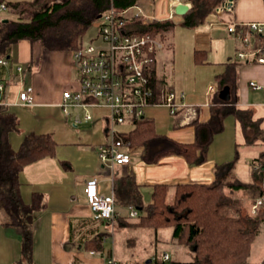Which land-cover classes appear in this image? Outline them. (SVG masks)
<instances>
[{"label":"crops","instance_id":"1","mask_svg":"<svg viewBox=\"0 0 264 264\" xmlns=\"http://www.w3.org/2000/svg\"><path fill=\"white\" fill-rule=\"evenodd\" d=\"M140 1L143 2L142 9L135 12L134 8L131 13L141 12L142 19L153 17L156 20H165L168 16L169 19L176 18V13L170 18L171 11L178 4L175 0H169L168 16L159 8L158 0H139L137 5ZM182 19L180 15V22ZM232 21L264 23V0H235L233 12L212 13L196 27H184L179 24L182 32L184 28L191 32L188 39H185L186 35L182 38L181 51L174 33L178 26L176 25L167 40L163 41V49L157 54L155 69L157 77L164 84L162 88L170 86L176 93H183L185 97L181 101L186 103L177 114L170 112L173 117L168 116L169 108L166 105L152 104L146 107L145 116L153 119L158 133L180 142H193L196 132L192 122L208 121L212 116L213 107L225 105L217 100L219 95L221 96L217 76L224 73L231 63L238 64V91L234 94L228 90L227 100H233L229 105L249 112L251 121L258 122L255 131L259 135L258 139L254 143H248L240 118L230 110L224 118L222 131L214 135L204 159L193 164L176 154L164 156L156 163L148 164L142 160V149L136 145L132 149L130 163L115 164L113 167L103 164L98 156V145L107 140L106 124L110 109L103 106L87 108L90 112L92 109L105 110L100 117L92 116L91 120L83 122L91 125L96 137L94 142H78L75 138H64L60 129L55 128L57 126L47 118L54 112L62 113L60 108L64 112L60 104L66 89L48 86V64L54 61V56H58L54 55L57 51L51 52L47 60L41 62L32 73V83L28 87L33 88V104L21 105L18 103V93L22 89L18 83L20 73L24 72V69L19 72L17 66L25 59L34 63L43 48L39 42L32 43L28 40L29 43L24 45L27 48L26 56L17 53L16 47L13 49L12 59L9 61L10 58H7L9 62L4 65L6 75L0 80L5 83L3 100L12 109L20 108L18 117L22 129L18 131L21 133L13 131L10 134V142L17 149L25 134L51 133L57 146L54 156L28 164L20 172L24 200L29 202L34 192H42L47 202L46 207L36 213L32 253L30 257L23 255L21 229L3 224L4 213L0 211V264H106L112 256L119 264H127L128 256L122 249H117L116 236L124 230L140 226L137 225L139 219L133 223L129 222L131 218L121 214L119 205L128 208V205L138 198L145 204L150 203L155 186L159 184L170 186L169 194L173 195L175 185L212 184L229 173L232 178L253 182L252 166L264 153V62L258 61V57L263 54H257L258 49H264V39L261 42L251 39V35L257 33H252L245 27L243 36L247 35L251 41L245 43L228 32V24ZM255 51L257 53L252 54ZM240 53L247 55L242 57ZM76 79L72 82V87ZM253 82L258 86L253 85ZM84 112L85 108L80 107L73 108L69 115L65 112L64 114L74 123L75 115L78 113L83 117ZM41 115L45 116L44 120L38 122L39 119H36L34 123L31 122V119L34 121L35 117ZM22 121L25 125H22ZM129 132L122 134L126 136ZM248 132L254 134L252 128ZM241 153L251 156L245 177L237 172ZM93 178L97 179L101 194H113L115 197L117 213L111 221L95 218L85 199V184ZM110 239L113 241L111 247L107 245ZM56 249L61 257L54 260ZM169 259L170 257L167 260Z\"/></svg>","mask_w":264,"mask_h":264},{"label":"trees","instance_id":"2","mask_svg":"<svg viewBox=\"0 0 264 264\" xmlns=\"http://www.w3.org/2000/svg\"><path fill=\"white\" fill-rule=\"evenodd\" d=\"M138 1L0 0V5L4 3L7 7L4 11L13 16L0 19V59L9 56L10 61L15 44L25 39L32 43L39 42L50 52L78 49L84 43L88 30L106 10L111 7L124 10L137 5ZM182 1L191 3V7L182 15L183 19L179 24L196 27L215 13L216 7L224 0ZM176 25L173 19L156 20L141 26V29L166 41ZM251 39L261 42L264 34H252ZM263 53L264 49H261L257 54ZM237 66V63H231L224 73L217 76L221 92L227 89L237 93ZM154 71L153 80L160 92L164 84L157 77L155 65ZM6 72L4 65L0 64V80H3ZM217 100L225 105L213 107L208 121L192 122L196 132L193 142H180L158 133L153 119L147 116L134 121V126L125 139L142 149V160L148 164L173 154L183 156L192 164L199 163L204 159L214 135L222 131L225 116L232 110L242 122L247 142L254 143L259 136L255 133L258 122L251 121L249 112L229 105L233 100H225L220 95ZM250 128L254 130L252 135L248 132ZM18 130L17 113L9 105L0 104V211L4 213L3 224L21 229L22 253L30 257L36 213L45 208L47 202L42 192H34L29 202L24 200L20 172L28 164L54 156L57 142L51 133L30 132L25 134L16 149L10 142V134ZM261 162L258 169H253L255 179L251 183L232 178L229 173L212 184L175 185L173 195L169 194L170 186L159 184L155 186L150 203L145 204L141 198L132 201L131 204L147 212L138 217V226L155 230L171 228L172 237L179 244L190 247L194 253V259L189 262L156 259L152 264H250L247 259L261 219L249 214L240 217L231 212L234 202L225 189L236 191L250 188L262 195L264 159Z\"/></svg>","mask_w":264,"mask_h":264},{"label":"built area","instance_id":"3","mask_svg":"<svg viewBox=\"0 0 264 264\" xmlns=\"http://www.w3.org/2000/svg\"><path fill=\"white\" fill-rule=\"evenodd\" d=\"M179 3V2H178ZM189 4V3H188ZM191 6V4H189ZM136 6V5H135ZM135 6L124 10L111 7L96 21L98 34L96 38L72 50L74 68L77 79L71 89L65 90L61 106L66 115L71 114L73 108H85L83 117L77 113L74 117L75 125L92 119L90 106H103L110 109L107 119V140L98 145L100 161L113 167L115 164L131 162L134 145L125 139L123 132L117 130L119 124H134V121L145 116L148 105H166L171 114H177L186 106L181 100L183 93H176L170 86H165L159 92L153 80L154 65L158 52L163 49V40L143 32L141 26L147 25L155 18L142 19L141 12L132 14ZM2 10L7 9L3 3ZM235 0H224L215 9L222 14L233 12ZM176 11H171L173 18ZM252 33H264V23H243L232 21L228 24V32L241 38L245 43L250 41L247 35L243 36L244 28ZM260 49L257 50L259 52ZM252 52V54L257 53ZM247 53H240L244 57ZM264 62V53L258 57ZM7 58L0 59V64L7 65ZM22 72L23 67L17 66ZM258 86L255 82L252 83ZM5 83L0 81V104L7 105L3 100ZM18 103L21 105L33 104V88L26 87L18 93ZM194 112V110H192ZM97 179H90L85 184V199L97 219L113 220L116 217V202L114 195H103L99 192ZM264 204V196L258 198L253 205L256 211ZM129 217H139V208L134 204L128 205ZM165 255V259H168ZM106 264H119L115 257L108 258Z\"/></svg>","mask_w":264,"mask_h":264},{"label":"rangeland","instance_id":"4","mask_svg":"<svg viewBox=\"0 0 264 264\" xmlns=\"http://www.w3.org/2000/svg\"><path fill=\"white\" fill-rule=\"evenodd\" d=\"M142 1L139 2L137 6H135V12H139L142 9ZM159 8L166 12V16H168L169 12V0H158ZM3 16H10L13 17L12 14H10L7 11H4L1 9L0 12V18ZM180 15H176V18L173 20L177 23V28L174 30V33L176 35V39L179 44V50L182 49V43L181 40L185 36V39L189 38V30L185 29L183 32L181 31V27L178 22ZM167 19V18H166ZM165 19V20H166ZM169 19V16H168ZM98 34V28L97 25L94 24L86 33L85 41H90L93 38H96ZM22 43V44H21ZM26 43H29L28 40H21L18 43L15 44L14 48L16 47V52L25 55V52L27 50ZM20 45V46H19ZM23 45V46H21ZM43 48V46H42ZM51 52L47 51L46 49H42L41 53L35 58V62L31 63L29 59L21 60L20 65L23 67L24 72L20 73V82L18 83V86H21V89H25L29 85H31L32 80L31 76L33 71L37 69L39 64L43 61H46L49 54ZM54 61L49 62L48 68H49V80H48V86L49 87H55L62 89H71L72 88V82L77 77V72L74 68L73 59L71 56V52H60L57 51L54 53ZM26 56V55H25ZM61 56V57H60ZM37 60V61H36ZM156 64V63H155ZM53 68V70H52ZM53 73H52V71ZM66 85V86H65ZM14 111L18 112L20 110L19 107H13ZM163 109V108H162ZM61 112L63 113H57L54 112L53 114L49 115L47 118L51 119V123L54 126H57L55 128L60 129V134L64 136V138H75L78 142H94V131L91 130V125L88 123H81L79 125H75V123L72 122L69 118H67L60 108ZM92 116L95 118H98L105 112V110L100 109H92L91 110ZM19 116V115H18ZM168 116L173 117V115L170 114V111L168 110ZM45 116L41 115L38 117L31 119V122L34 123L36 119H39V121L44 120ZM24 120V119H23ZM25 121V120H24ZM22 125H25V122L22 121ZM134 125L130 124H119L117 125V130L119 132H129ZM22 128L19 126V131ZM19 131H15L17 133H21ZM100 133H103L100 131ZM99 134V132H98ZM105 137V134H104ZM248 155V154H246ZM244 153H241V159L239 160L237 164V172L240 173V176L245 177L246 167L249 166L251 161V156H246ZM262 160L264 159V153L260 156ZM256 162L252 166L253 169H258L261 166V161ZM249 174V170H247ZM254 176V174H253ZM241 178V177H240ZM255 178H252V181ZM227 193H229V196L233 199V213H237L240 217H243L245 214L251 215L253 218L261 219L259 223L258 228V234L252 243L251 252L247 259V261L250 264H264V204H262L258 210H253V205L256 202L258 198H261L264 196V191L262 195H258L255 190L253 189H245L242 191H232L229 188L225 189ZM264 190V189H263ZM123 216H129V209L127 207H122L119 205L118 208ZM147 214L146 210H139V216ZM131 218V217H130ZM138 217L131 218L129 222L137 221ZM129 226V225H127ZM115 240V239H114ZM176 241V242H175ZM116 244H118L117 249H122L125 254L128 256V263L127 264H151L148 263V260L152 259V261L158 260H167L165 259V254L168 253L170 256V259L167 260L168 262L171 261H192L194 259V253L190 247L181 245L172 237V229L168 227H163L158 230H155L154 228H146V227H140V228H133L124 230L123 232H120L118 236H116ZM115 243V242H114ZM113 241L110 239L107 241L108 246H112ZM55 259L57 260L61 257V254L56 249L54 252ZM26 259V257H23ZM126 259V260H127ZM52 262V260H49ZM55 261H53L54 263ZM126 263V262H125Z\"/></svg>","mask_w":264,"mask_h":264},{"label":"water","instance_id":"5","mask_svg":"<svg viewBox=\"0 0 264 264\" xmlns=\"http://www.w3.org/2000/svg\"><path fill=\"white\" fill-rule=\"evenodd\" d=\"M190 5L188 3H183V2H179L176 6H175V11H176V14L178 15H184L189 9H190ZM4 20H8V19H4ZM8 59L10 58L9 56L7 57ZM228 94H229V91L226 89V90H223L221 92V97L225 100L228 99ZM152 262V259L148 260V263H151Z\"/></svg>","mask_w":264,"mask_h":264},{"label":"bare ground","instance_id":"6","mask_svg":"<svg viewBox=\"0 0 264 264\" xmlns=\"http://www.w3.org/2000/svg\"><path fill=\"white\" fill-rule=\"evenodd\" d=\"M173 1V0H172ZM178 3V0H175Z\"/></svg>","mask_w":264,"mask_h":264}]
</instances>
